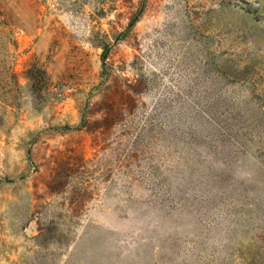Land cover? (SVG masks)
<instances>
[{
	"label": "rangeland",
	"instance_id": "obj_1",
	"mask_svg": "<svg viewBox=\"0 0 264 264\" xmlns=\"http://www.w3.org/2000/svg\"><path fill=\"white\" fill-rule=\"evenodd\" d=\"M0 19V264H264V0Z\"/></svg>",
	"mask_w": 264,
	"mask_h": 264
},
{
	"label": "trees",
	"instance_id": "obj_2",
	"mask_svg": "<svg viewBox=\"0 0 264 264\" xmlns=\"http://www.w3.org/2000/svg\"><path fill=\"white\" fill-rule=\"evenodd\" d=\"M0 24H3V22L0 19ZM12 77H15V74H11Z\"/></svg>",
	"mask_w": 264,
	"mask_h": 264
}]
</instances>
